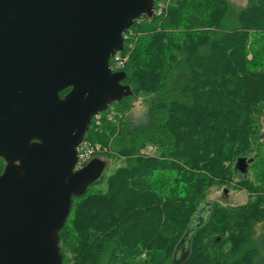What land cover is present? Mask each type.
Segmentation results:
<instances>
[{
	"label": "trees",
	"instance_id": "obj_1",
	"mask_svg": "<svg viewBox=\"0 0 264 264\" xmlns=\"http://www.w3.org/2000/svg\"><path fill=\"white\" fill-rule=\"evenodd\" d=\"M129 30L122 71L130 95L84 136L101 147L93 159L123 164L93 184L105 189L73 198L59 232L63 264H258L264 0H171L164 16H142ZM138 100L146 113L134 120ZM147 146L155 149L143 154ZM4 166L0 158V174ZM229 185L247 191L246 203L207 200Z\"/></svg>",
	"mask_w": 264,
	"mask_h": 264
},
{
	"label": "water",
	"instance_id": "obj_2",
	"mask_svg": "<svg viewBox=\"0 0 264 264\" xmlns=\"http://www.w3.org/2000/svg\"><path fill=\"white\" fill-rule=\"evenodd\" d=\"M154 2L0 0V264H63L73 198L105 168L75 170L78 147L93 117L130 95L111 57Z\"/></svg>",
	"mask_w": 264,
	"mask_h": 264
},
{
	"label": "rangeland",
	"instance_id": "obj_3",
	"mask_svg": "<svg viewBox=\"0 0 264 264\" xmlns=\"http://www.w3.org/2000/svg\"><path fill=\"white\" fill-rule=\"evenodd\" d=\"M230 3L238 6V7H244L246 5V0H227ZM146 113V106L144 105L143 101L138 100L134 103L133 110L130 113V116L134 120H140L144 117ZM99 146V145H98ZM149 146H147L148 148ZM147 148L142 150L143 154H146ZM122 160H115V161H106L105 162V169H103V179L105 180L108 175H110L117 167L122 165ZM248 162H246L244 167H247ZM246 170V168H245ZM237 179L241 178V175L237 173ZM250 176V175H249ZM106 188V183H99L96 185L90 186L91 191H95L98 189H105ZM248 199V193L245 189H234L232 185H229L227 187H221L219 188H212L209 196H208V201H217L222 205L225 206H238L241 204L246 203ZM201 219V218H199ZM256 233L259 235H264V225H258L255 227ZM186 247V246H185ZM262 252L264 255V243H262ZM186 251L184 248L179 251V257L180 255H185ZM258 264H264V258L259 261Z\"/></svg>",
	"mask_w": 264,
	"mask_h": 264
},
{
	"label": "built area",
	"instance_id": "obj_4",
	"mask_svg": "<svg viewBox=\"0 0 264 264\" xmlns=\"http://www.w3.org/2000/svg\"><path fill=\"white\" fill-rule=\"evenodd\" d=\"M171 0H155L154 2V15L156 16H164L166 14L167 8L169 6V3ZM132 31L128 30L126 33L123 34L124 37V48L126 45V42L130 41L132 38ZM133 48V43H128V50L126 52L123 51L117 52L115 55L111 57L112 65L111 68L113 71H122V69L126 66L129 56H130V50ZM110 117H112L113 113L109 114ZM109 117V118H110ZM102 117L100 113L96 114L92 122H94L95 125H99L101 123ZM92 124V123H91ZM101 149L98 145H93L89 142H84L78 147V154H77V163L75 166V170L82 169L85 167L91 160H93L94 156L97 152H99ZM153 146H149L146 150V154H149L154 151Z\"/></svg>",
	"mask_w": 264,
	"mask_h": 264
},
{
	"label": "flooded vegetation",
	"instance_id": "obj_5",
	"mask_svg": "<svg viewBox=\"0 0 264 264\" xmlns=\"http://www.w3.org/2000/svg\"><path fill=\"white\" fill-rule=\"evenodd\" d=\"M69 90H70V89H68L67 92H65V93H61V97H64V96L69 92ZM0 158H1V157H0ZM2 159H3V158H2ZM3 160H4V159H3ZM4 161H5V160H4ZM5 166H6V161H5ZM5 166H4V168H5ZM3 171H4V170H3ZM2 173H3V172H2ZM2 173H1V174H2ZM1 174H0V175H1Z\"/></svg>",
	"mask_w": 264,
	"mask_h": 264
}]
</instances>
